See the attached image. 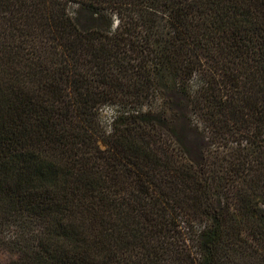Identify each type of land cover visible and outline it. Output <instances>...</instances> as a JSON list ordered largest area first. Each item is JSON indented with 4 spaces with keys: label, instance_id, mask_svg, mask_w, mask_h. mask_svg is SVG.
I'll list each match as a JSON object with an SVG mask.
<instances>
[{
    "label": "trees",
    "instance_id": "1",
    "mask_svg": "<svg viewBox=\"0 0 264 264\" xmlns=\"http://www.w3.org/2000/svg\"><path fill=\"white\" fill-rule=\"evenodd\" d=\"M2 253L264 264V0H0Z\"/></svg>",
    "mask_w": 264,
    "mask_h": 264
},
{
    "label": "rangeland",
    "instance_id": "2",
    "mask_svg": "<svg viewBox=\"0 0 264 264\" xmlns=\"http://www.w3.org/2000/svg\"><path fill=\"white\" fill-rule=\"evenodd\" d=\"M103 114H104V117L105 119H109L112 115V110L110 108H105L104 111H103ZM184 139H185V142H186V146L188 147L189 149V152H196L197 149L202 145V139L200 136H197L193 133H190V132H187L185 131L184 132ZM9 256H7V254L5 253H2L0 254V262L1 263H4L8 260Z\"/></svg>",
    "mask_w": 264,
    "mask_h": 264
}]
</instances>
